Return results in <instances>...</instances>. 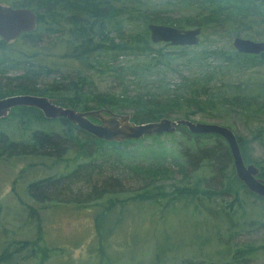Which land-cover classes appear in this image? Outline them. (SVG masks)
I'll return each mask as SVG.
<instances>
[{"label":"trees","instance_id":"obj_1","mask_svg":"<svg viewBox=\"0 0 264 264\" xmlns=\"http://www.w3.org/2000/svg\"><path fill=\"white\" fill-rule=\"evenodd\" d=\"M167 2L173 5L170 8L182 2L188 6L190 3L197 4L200 9L193 13L170 14L168 7L158 6L150 0H9L7 3L10 5L27 6L32 9L36 14V23L32 29L22 31L11 40L0 37V97L13 93L46 95L58 104L75 109L105 108L115 112H128L130 119L135 122L156 120L169 115H174L173 118H189L197 112L205 116L203 112L218 113L221 109L264 116V84H261L260 80L256 81L258 77L255 76L254 79L253 74L247 73L243 79L236 77L238 68L243 71L244 67L263 64V51L241 52L231 45L201 46L199 41L192 45L154 42L150 39L146 26L148 22L171 24L182 28L198 25L200 32L201 29L210 27L211 31L219 32L225 23L235 21L242 25L243 19H248L247 16L252 10L264 16V0H167ZM119 55L121 59H118ZM52 56L68 58L78 65L97 71L102 66L116 75L120 74V90L105 92L87 89L84 92L82 82L86 77L78 72V69L72 80L58 75L54 76L55 79L52 81L45 82L40 74L43 68L41 60ZM7 71H13V74H5ZM168 73L176 74L168 75L174 78L165 81ZM215 113L210 116L216 117ZM7 116L14 118L18 132L25 138L17 140L13 134L0 128V157L28 153L60 158L68 148L73 149L75 156L82 154L92 157V152L103 150L104 144L115 146L139 143L147 136L122 141L99 139L76 126L65 116L44 117L38 108L30 105L12 106L0 119ZM90 119L97 121L93 117ZM44 121L58 122L59 126H30ZM175 130H180L183 137L189 132L181 124ZM189 133L194 139H190L193 142L188 146L196 148L190 159L185 158L188 147L183 145L177 150L176 156H173L175 169L181 171L185 177L186 165L192 164L196 156L203 153L201 159L204 160V165L215 166L216 171L222 176V185L218 188L207 186L197 188L186 183L175 184L177 192L171 198L195 197L193 196L195 194L208 198L210 194H227L231 196L228 202H234L236 208L243 211L237 189L242 187L255 195V198L264 200V197L249 191L235 176L232 163L230 166L231 156L228 148L219 149L216 145L204 147V142L197 138L212 135L222 139L219 134ZM250 133L249 137L235 134L238 147L243 161H253L258 166L257 175L264 178V159L254 160L246 151L248 143L253 139L264 148V126H256ZM160 134H150L149 137L156 139ZM80 165L77 162L66 173L60 171L33 178L27 182V189L34 199L42 200L47 207H53V203L59 202L60 198L56 197L59 196V190L62 191L63 186L69 187L72 172ZM136 170L145 179L142 183L143 189L135 191L130 198L119 199L118 202H115L114 197L108 198L104 208L97 210L96 217L103 215L111 206L125 205L126 200L130 201L129 204L143 200L152 203L167 195L163 184H158L157 180L167 178L165 173H169L170 167L151 161L138 165ZM69 173L72 174L68 175ZM66 174L69 178L64 181ZM201 179L197 178L198 182ZM107 188L109 187L100 192L112 194L118 191L117 188L115 190ZM158 194L163 196L158 197ZM92 197L93 194L88 192L82 199L91 200ZM76 199L79 197H67L69 202ZM30 206L26 210V217L30 221L35 220L37 231L41 224L37 211ZM219 211L225 215L229 213L223 205ZM230 219L229 224H237L232 217ZM93 221L97 231L99 222L95 216ZM249 223L264 225V214ZM108 230L97 231L95 248L101 264H105L102 257L107 252V241L102 236ZM195 236L192 237V242H195L196 246L205 242L202 241L203 238L207 240L205 231L202 235L196 233ZM10 244L13 246L1 248L0 264H26L24 262L26 259H15L22 251L25 256H37L36 260H40L48 256L49 248H53L38 240L37 236L33 239H17ZM174 245V242L167 244L166 239L156 240L152 247V259L158 260ZM237 245L233 248L227 245L221 250L218 249L214 255H207L205 259H183L182 264H248L258 250L264 253V242Z\"/></svg>","mask_w":264,"mask_h":264},{"label":"rangeland","instance_id":"obj_2","mask_svg":"<svg viewBox=\"0 0 264 264\" xmlns=\"http://www.w3.org/2000/svg\"><path fill=\"white\" fill-rule=\"evenodd\" d=\"M0 2L8 4L9 0H0ZM150 2L168 7L170 14L193 13L200 9L197 4L192 3L188 6L180 2L176 3L174 8H170L173 5L167 0H150ZM247 17L248 19H243L242 25L235 21L223 24L219 32L211 31V27L201 29L198 34L199 43L201 46L213 44L229 46L232 37L236 34L256 40L264 39V16L252 10ZM157 45L156 43L155 46ZM165 47L169 48V46ZM118 59H121V55ZM41 63L43 67L40 73L41 79L45 82L52 81L55 79L54 76L58 75L72 80L73 75L80 72L86 77L82 82L84 92L87 89L105 92L120 90V74L116 75L115 72L105 70L106 68L102 66L97 71L94 68L78 65L74 60L53 56L44 57ZM242 70L240 71L239 68L237 70L238 79H243L248 73L253 74L254 79L257 76L256 81L260 80V83L264 84V63L244 67ZM5 74H13V71H7ZM174 74L176 73H168L165 81L172 80L174 76L168 75ZM214 113L203 112L205 116H202L197 112L189 118L228 124L227 126H230L235 134L244 137H249L250 130L254 127L264 126V116L261 115L252 116L239 111L221 109L215 113L216 117H211L210 115ZM173 116L169 115L172 118ZM33 125L54 127V125L59 126V123L44 121L30 126ZM0 128L13 134L17 140L25 138L18 132L17 122L11 116L0 119ZM189 134L188 132V135L183 137L180 130H174L162 132L156 139L149 135L144 136L139 143L115 145L117 147L104 144L103 150L92 152V157L82 154L75 156L72 148L66 149L60 158L28 153L0 157V250L4 246H13L10 243L14 240L33 239L37 236L38 240L53 247L49 248L48 256L36 260L37 256H25L22 251L15 256V259H26L24 260L26 264L40 262L101 264L98 260L99 253L95 248L97 231L109 229L102 236L107 241V252L102 257L105 264H182L183 259H205L207 255L212 256L218 249L221 250L227 245L233 248L240 243L264 242V225L249 223L264 214V200L255 198V195L242 187L237 189L243 211L236 208L234 202H228L231 196L227 194H210L208 198L197 194L193 195L195 197L171 198L177 192L175 184L186 183L197 188L201 186L218 188L222 185V176L216 171L215 166L204 165V160L201 159L203 153L196 156L192 164L186 165L185 177L182 176L181 171L175 169L173 156H176L177 150L183 145L188 147L185 158L190 159L196 148L188 146L193 142L190 139H194ZM197 138L204 142V147L216 145L219 149L228 148L223 138L212 135ZM246 151L254 160L264 159V148L254 139L248 143ZM151 161L171 168L169 173H165L167 178L157 180L158 184H163L167 195L152 203L143 200L129 204L130 201L126 200L125 205L111 206L103 215L96 217L97 210L104 208L108 198L114 197L115 202H118L119 199L130 198L135 191L143 189L142 183L145 179L136 168ZM77 162L81 164L80 167L74 170L73 174H68H72L71 183L69 187L68 185L61 187L62 191L59 190V196H56L60 198L59 202L53 203V207H47L42 200L34 199L29 193L26 184L31 179L60 171L66 173ZM231 163L232 161L230 166ZM68 175L66 174L64 181L68 180ZM197 178L203 179L198 182ZM106 187L111 190L117 188L118 191L112 194L100 192ZM88 192L94 197L91 200H83ZM74 196H78L79 199L74 202L67 201V197ZM161 196L163 195L158 194V197ZM30 205L37 211L41 224L37 231H35V220L30 221L26 217V210L31 207ZM222 205L229 211L228 215L219 211ZM94 216L99 222L97 231L94 227ZM230 217L237 224H229ZM204 231L207 240L203 238L202 241L205 242L198 246L194 245L192 237H196V233L202 235ZM164 239L167 240V244L174 242L175 245L167 249L164 256L158 260L152 259L153 243ZM250 259L248 264H263L264 253L258 250Z\"/></svg>","mask_w":264,"mask_h":264},{"label":"water","instance_id":"obj_3","mask_svg":"<svg viewBox=\"0 0 264 264\" xmlns=\"http://www.w3.org/2000/svg\"><path fill=\"white\" fill-rule=\"evenodd\" d=\"M36 23L35 12L27 6H15L0 2V37L11 40L22 31L30 30ZM152 41H164L175 45H192L199 41L200 27H177L171 24L148 22L146 24ZM231 46L241 52H264V39L234 35ZM30 105L38 108L44 117L65 116L76 126L104 139L122 141L143 135L173 132L178 125H184L191 133H216L227 143L235 176L251 192L264 197V178L258 176V166L244 162L235 133L227 125L213 121H200L187 117L161 116L156 120L135 122L128 112H115L105 108L75 109L63 106L46 95L34 93H13L0 97V117L7 114L12 106ZM90 117L95 118L93 121Z\"/></svg>","mask_w":264,"mask_h":264}]
</instances>
